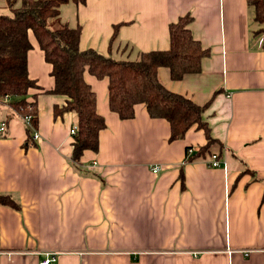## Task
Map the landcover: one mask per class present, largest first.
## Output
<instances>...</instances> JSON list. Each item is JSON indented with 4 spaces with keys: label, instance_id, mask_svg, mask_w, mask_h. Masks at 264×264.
<instances>
[{
    "label": "crops",
    "instance_id": "0c3cea01",
    "mask_svg": "<svg viewBox=\"0 0 264 264\" xmlns=\"http://www.w3.org/2000/svg\"><path fill=\"white\" fill-rule=\"evenodd\" d=\"M85 1L67 2L59 19L82 25L81 49L117 58L169 48L170 22L193 14L194 36L210 48L200 73L174 80L167 67L159 72L171 90L207 104L204 115L225 145L226 167H211L210 155L185 162L189 145L196 150L207 141L204 129L191 127L169 141L170 123L151 117L144 102L133 118L119 117L108 103V78L90 73L107 127L100 150L86 149L75 164L71 129L78 118L74 111L55 116L66 98L45 93L55 85L52 65L31 32L29 75L41 89H32L29 100L38 94L40 138L26 146L19 116L0 134V194L21 204L20 210L0 205V264H40L48 253L57 254L53 264H264V23L253 6ZM0 14L12 15L7 0H0ZM212 149L219 152L220 144Z\"/></svg>",
    "mask_w": 264,
    "mask_h": 264
},
{
    "label": "trees",
    "instance_id": "16d2710c",
    "mask_svg": "<svg viewBox=\"0 0 264 264\" xmlns=\"http://www.w3.org/2000/svg\"><path fill=\"white\" fill-rule=\"evenodd\" d=\"M69 1L86 2L7 0L12 15L0 14V97H12L6 113L8 120L13 116L22 120L29 116L31 125L38 129V94H34L35 100H29L32 89H41L37 80L30 77L28 69V53L33 47L30 33L33 32L46 61L52 65L51 75L55 80L54 88L45 93L66 98L63 106H55V116L74 111L78 118V129L73 135L72 160L75 164L81 163L86 149L100 150V131L107 127L106 117L98 111L97 93L87 81L86 73L108 78L110 109L122 119L133 118L136 106L144 102L151 117L165 118L170 123L169 141L183 138L191 127L204 129L207 141L196 150L189 145L185 162L217 153L212 149L217 143L220 144L218 154L221 157L225 145L212 134L204 115L207 104L200 105L171 90L163 83L159 72L160 67H167L174 80L189 73H200L203 59L210 55V48L194 36L190 27L193 14L186 12L170 22L169 48L141 50L136 58H117L95 48L81 49L82 25H67L59 19L61 7ZM248 3L254 8L255 20L264 23V0H248ZM120 25H114L110 49L118 39ZM260 31L264 33V27ZM125 45L131 44L127 42ZM26 127L28 147L34 144V140L32 128ZM0 205L21 209V204L11 194H0Z\"/></svg>",
    "mask_w": 264,
    "mask_h": 264
},
{
    "label": "built area",
    "instance_id": "2783aa9c",
    "mask_svg": "<svg viewBox=\"0 0 264 264\" xmlns=\"http://www.w3.org/2000/svg\"><path fill=\"white\" fill-rule=\"evenodd\" d=\"M12 101V97L9 95H6L4 97H0V134L4 135L7 133L8 130V118H7V109L9 107L10 102ZM23 121L26 125L32 128V136L33 140H38L40 138V134L38 133V130L34 128L30 123V117L26 116ZM77 125L74 126L71 129V134L74 135L77 132ZM208 163L211 167H218V166H224L226 167V162L219 156L218 152L213 153L210 156V159L208 160ZM161 166H154L153 171L158 172ZM57 260V254L56 253H48L46 258H44L40 264H53Z\"/></svg>",
    "mask_w": 264,
    "mask_h": 264
}]
</instances>
